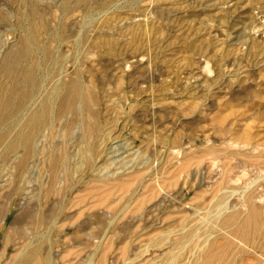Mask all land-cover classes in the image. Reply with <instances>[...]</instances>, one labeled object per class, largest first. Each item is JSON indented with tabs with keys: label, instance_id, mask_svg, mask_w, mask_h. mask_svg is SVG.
<instances>
[{
	"label": "rangeland",
	"instance_id": "obj_1",
	"mask_svg": "<svg viewBox=\"0 0 264 264\" xmlns=\"http://www.w3.org/2000/svg\"><path fill=\"white\" fill-rule=\"evenodd\" d=\"M23 46L37 82L0 111V264H199L224 247L264 264V0H0V87ZM251 205L247 245L231 233Z\"/></svg>",
	"mask_w": 264,
	"mask_h": 264
},
{
	"label": "bare ground",
	"instance_id": "obj_2",
	"mask_svg": "<svg viewBox=\"0 0 264 264\" xmlns=\"http://www.w3.org/2000/svg\"><path fill=\"white\" fill-rule=\"evenodd\" d=\"M34 29H35L34 31H37L36 28ZM30 53H31L30 48L28 46H23L20 50L9 53L1 66L2 68L1 71L8 79L7 82L8 85L4 87H0L1 113H5L7 111H13L17 109L22 105V103L25 100L30 99L34 93L37 82L35 72L29 64H27V66L23 65L24 62L30 61V57H29ZM20 80H23V86L21 87H20L21 84L19 82ZM78 82L79 81L77 79H73L66 85V89L64 91L65 93L63 94L62 97V105L64 107L67 106L69 107L73 101H76L75 99L79 88ZM88 98L89 97L86 95L83 96V101L85 104H87L88 101L90 100V99L88 100ZM1 113L0 115H2ZM35 125L36 124L34 120H30L28 122L27 130H23L22 132L19 133L18 139L20 143L23 144L24 146L28 144L29 139L35 129ZM125 188H127V186ZM234 217H235L234 215H231V217H229L223 223L225 225H228L229 224L228 222L231 221ZM259 219H260L259 210L252 205L249 206L246 217L236 227V229L232 231L231 235L234 238L243 242L244 244L249 245L253 235L258 237L260 236ZM229 251L230 249L228 247H224L219 252H214V251L210 252L207 250L204 254L200 256L202 258V262L199 264H233V262L230 259L231 253H229Z\"/></svg>",
	"mask_w": 264,
	"mask_h": 264
}]
</instances>
